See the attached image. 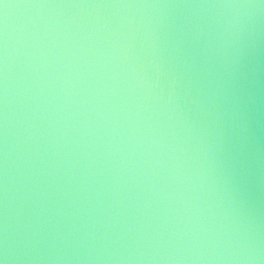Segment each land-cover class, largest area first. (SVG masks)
Here are the masks:
<instances>
[{"label": "water", "instance_id": "95a60500", "mask_svg": "<svg viewBox=\"0 0 264 264\" xmlns=\"http://www.w3.org/2000/svg\"><path fill=\"white\" fill-rule=\"evenodd\" d=\"M0 264H264V0H0Z\"/></svg>", "mask_w": 264, "mask_h": 264}]
</instances>
